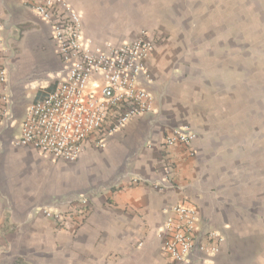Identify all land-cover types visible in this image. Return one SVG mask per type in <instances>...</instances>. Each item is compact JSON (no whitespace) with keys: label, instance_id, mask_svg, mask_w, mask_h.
Listing matches in <instances>:
<instances>
[{"label":"crops","instance_id":"1","mask_svg":"<svg viewBox=\"0 0 264 264\" xmlns=\"http://www.w3.org/2000/svg\"><path fill=\"white\" fill-rule=\"evenodd\" d=\"M37 1L0 0L8 66L7 101L0 100V264H264V232L243 225L258 217L248 192L260 181L242 165V108L229 102L243 58L231 55H242L246 43L234 41L237 52L231 53L227 0L219 1L216 27H205L198 39L155 46L146 85L153 110L108 136L102 147L88 141L74 162L18 144L28 108L55 87L62 69L50 26L33 10ZM69 1L82 14L94 48L132 40L145 27L153 40L156 26L146 20L163 11L155 0ZM242 1L228 4L234 17L241 15ZM256 3L255 14H264V0ZM170 8L163 12L190 16L183 0ZM230 59L240 66L237 79L227 76ZM211 62L216 69L199 66ZM186 64L193 65L189 73ZM258 112L254 105L248 114L251 136ZM183 125L195 131V140L168 146L166 136ZM176 205L195 207L224 238L215 256L170 259L159 231Z\"/></svg>","mask_w":264,"mask_h":264},{"label":"built area","instance_id":"2","mask_svg":"<svg viewBox=\"0 0 264 264\" xmlns=\"http://www.w3.org/2000/svg\"><path fill=\"white\" fill-rule=\"evenodd\" d=\"M33 10L50 26L62 69L55 87L28 108L18 144L74 162L88 141L102 147L108 136L153 110L154 97L146 85L150 78L147 59L154 42L143 32L118 45L94 48L85 34L82 14L68 0H39ZM5 51L6 41L0 37V100L4 103ZM195 138V131L183 125L173 128L165 143L189 145ZM159 235L175 263L190 262L195 253L213 257L224 240L188 205L167 210Z\"/></svg>","mask_w":264,"mask_h":264},{"label":"rangeland","instance_id":"3","mask_svg":"<svg viewBox=\"0 0 264 264\" xmlns=\"http://www.w3.org/2000/svg\"><path fill=\"white\" fill-rule=\"evenodd\" d=\"M155 1L162 3L161 9L163 8V11H171L170 3H175V0ZM219 1L220 0H183L184 9H186L187 14L190 15L189 17L185 14L175 17L172 12H170L172 13L170 16L169 13L163 11L158 14L159 16H157V18L151 15V20L147 19L146 23L156 26L154 30H151L154 34V36L152 35L154 49L156 45L163 44L164 42L177 44L180 40L192 39L193 35H196L194 39H198L199 36L201 37V33H204L205 27H216L218 24V17H220V13L217 14ZM255 1L256 0H243L241 3L242 9L237 10L238 13L241 12V15L234 17L228 9V4L232 5L233 0H227V14L225 18L227 26L226 39L232 42L230 47L231 53L233 51L237 52V40L246 43L242 45V55H231L232 57L242 56L243 58L241 59L242 78L235 82V86L230 87L229 102L237 108H242V140L244 141L242 144V165L245 169H250L252 173L258 175L260 181L258 187H255L256 189L251 187L248 192V195L251 194L249 196V205L252 206L251 210L254 211L253 214H257L258 217L257 219H253L254 221H249L243 225L248 231L264 232V46H260L264 43V14L261 12L255 14L256 11H260L257 3L255 5ZM163 14H165V16H163ZM190 23H192V26H198L196 32L190 28ZM147 31H150V29L145 27L140 31L139 35L143 32L148 33ZM198 31L200 32L198 33ZM234 41H236L235 44L233 43ZM211 54L213 55V53ZM245 54L246 56H244ZM186 65V70L189 73L193 65ZM226 65L227 76L233 79L235 75L234 77L237 79V77H239L240 66L237 68V63H235L233 59L228 60ZM199 66L206 67L204 72H207L212 66L216 69V63L214 62L208 64L202 63V65ZM189 78L191 77H188V79ZM188 81L190 85L193 83V80ZM254 105H257L259 109L258 115L256 116L258 128L256 135L251 136L248 127L251 119L248 114L251 108L254 109ZM253 204L258 205V208H256V206L253 210ZM244 207L246 208L245 205Z\"/></svg>","mask_w":264,"mask_h":264}]
</instances>
